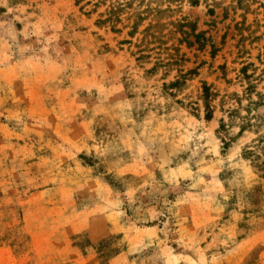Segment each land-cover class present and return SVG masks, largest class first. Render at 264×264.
I'll return each instance as SVG.
<instances>
[{"label": "rangeland", "instance_id": "1", "mask_svg": "<svg viewBox=\"0 0 264 264\" xmlns=\"http://www.w3.org/2000/svg\"><path fill=\"white\" fill-rule=\"evenodd\" d=\"M76 1L0 0V264H264V0Z\"/></svg>", "mask_w": 264, "mask_h": 264}, {"label": "trees", "instance_id": "2", "mask_svg": "<svg viewBox=\"0 0 264 264\" xmlns=\"http://www.w3.org/2000/svg\"><path fill=\"white\" fill-rule=\"evenodd\" d=\"M245 0H237L236 5L237 6H241V4L244 2ZM76 2H80V0H77ZM130 0H99L96 4L95 7L98 6H102V5H108L107 7V12L105 13L104 16H100V20H98V25L99 26H107L111 29L112 32L114 33H120V30L117 29L118 25H123L124 22L127 23L128 25L130 24V14L126 13V18L123 19V13L126 11V8L128 6H130ZM149 6L148 8L142 12V13H137L134 15H131L132 17H134V21L132 22V25L129 29H131V33L129 32L128 35L131 37H134V35L137 34V31L139 29V27H141L143 25V23L148 21V26L146 27V29H144L142 31V35L144 37V41H146V33L149 32L152 29H157L160 28L161 26H174L176 31L178 32L180 31V34L184 37L190 36L193 37L195 39V42L198 44L203 45L201 42L202 36L201 34H195V27L193 25H191L190 23L187 22L186 19H181L180 21H171L173 19V15L175 14V11L177 10H172L171 9V5L172 3H174L172 0H149ZM166 4V9H163V7ZM188 3L191 6H197L199 4V0H188ZM152 5H155V8H152ZM166 15H172V16H168L167 18H165ZM165 18V19H164ZM150 19V20H149ZM152 19V20H151ZM168 20V23H163L162 21ZM187 28H190L191 32L190 34H188L185 30ZM152 45V43H145L144 45H138L136 46V48L139 49V57L137 58V60H146V59H150L149 55H145L149 52H152L153 50H149V45ZM154 46H156V44H153ZM188 45L191 46L192 43L188 42ZM202 47V46H199ZM163 67L164 68H172L174 66L177 65L176 62L174 61H167V62H162ZM248 66H243L240 69V73L241 75L244 77L242 80L246 82V88L244 90V97H249L251 96L255 91V86L253 85V81H251V76H246V71H247ZM192 71L190 70L186 73L183 72V70H177V79L170 83L168 86L165 88H175L177 89L178 87H180L181 85H185L186 82V77H188V75H192ZM184 73V74H183ZM256 95H258V97L260 98V94L257 93ZM216 95L211 92L210 87L207 86L206 84L203 85L202 87V103H203V109L205 112V118L207 120H211L213 119V115H214V106H213V102L215 99ZM236 97V96H235ZM238 101L240 100L239 98H236ZM240 102H237V105L239 106ZM260 104V102H251L250 105H254L255 107H258ZM235 111L236 110H231L228 112V117L232 118L233 116H235ZM220 130H224V121L221 120L220 121ZM243 130V129H242Z\"/></svg>", "mask_w": 264, "mask_h": 264}, {"label": "crops", "instance_id": "3", "mask_svg": "<svg viewBox=\"0 0 264 264\" xmlns=\"http://www.w3.org/2000/svg\"><path fill=\"white\" fill-rule=\"evenodd\" d=\"M247 242H248V241H243V242L240 244V249L243 248V245L246 246V245H247Z\"/></svg>", "mask_w": 264, "mask_h": 264}]
</instances>
